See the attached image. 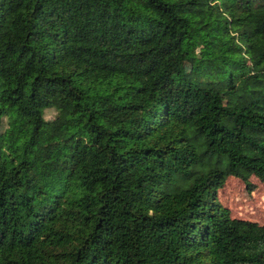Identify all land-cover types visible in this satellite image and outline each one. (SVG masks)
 I'll return each instance as SVG.
<instances>
[{
    "label": "trees",
    "instance_id": "obj_1",
    "mask_svg": "<svg viewBox=\"0 0 264 264\" xmlns=\"http://www.w3.org/2000/svg\"><path fill=\"white\" fill-rule=\"evenodd\" d=\"M230 177L264 183V0H0V264H264Z\"/></svg>",
    "mask_w": 264,
    "mask_h": 264
},
{
    "label": "rangeland",
    "instance_id": "obj_2",
    "mask_svg": "<svg viewBox=\"0 0 264 264\" xmlns=\"http://www.w3.org/2000/svg\"><path fill=\"white\" fill-rule=\"evenodd\" d=\"M47 117L54 116L53 111H47ZM256 187L251 194L247 193V187L237 177H230L219 190V199L227 205L234 217L251 219L258 223H264V183L252 178Z\"/></svg>",
    "mask_w": 264,
    "mask_h": 264
}]
</instances>
